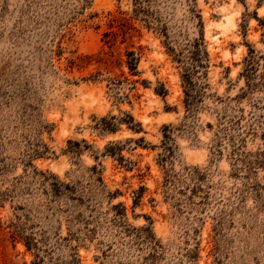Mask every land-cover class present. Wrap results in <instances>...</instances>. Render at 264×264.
I'll list each match as a JSON object with an SVG mask.
<instances>
[{
    "label": "rangeland",
    "instance_id": "obj_1",
    "mask_svg": "<svg viewBox=\"0 0 264 264\" xmlns=\"http://www.w3.org/2000/svg\"><path fill=\"white\" fill-rule=\"evenodd\" d=\"M237 5L0 0V264H264V0Z\"/></svg>",
    "mask_w": 264,
    "mask_h": 264
},
{
    "label": "clouds",
    "instance_id": "obj_2",
    "mask_svg": "<svg viewBox=\"0 0 264 264\" xmlns=\"http://www.w3.org/2000/svg\"><path fill=\"white\" fill-rule=\"evenodd\" d=\"M249 3L252 2V0H248ZM125 3H127V0H125ZM189 5L194 10H202L206 9V14L210 15L213 12L222 13L229 11L234 6L237 7L239 10L236 11L235 15H239L240 11L243 9L240 8L239 5H237V0H189ZM260 15L264 16V9H261ZM123 70V69H122ZM145 71V68L138 69L139 75L135 79L143 80L145 77L143 75V72ZM151 79V77H149ZM135 82V80H133ZM133 103H139L138 101H133ZM128 111H132L131 108L127 109Z\"/></svg>",
    "mask_w": 264,
    "mask_h": 264
},
{
    "label": "trees",
    "instance_id": "obj_3",
    "mask_svg": "<svg viewBox=\"0 0 264 264\" xmlns=\"http://www.w3.org/2000/svg\"><path fill=\"white\" fill-rule=\"evenodd\" d=\"M135 3L137 4V5H139V7H140V5H142V0H135ZM195 47V50L192 52V56H191V60H193V62H198V57H199V55H200V50L198 49L199 47H198V45H194ZM186 78V77H185ZM188 79V78H187ZM187 96L189 97V100H190V95L187 93ZM55 188H56V193H60V188H61V186H59V185H56L55 186ZM67 189H70L69 187H67Z\"/></svg>",
    "mask_w": 264,
    "mask_h": 264
}]
</instances>
